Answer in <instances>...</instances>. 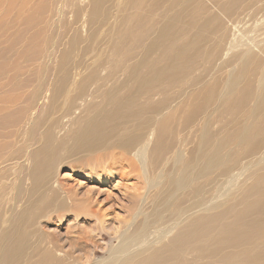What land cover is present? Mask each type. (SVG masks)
Instances as JSON below:
<instances>
[{"label":"bare ground","instance_id":"obj_1","mask_svg":"<svg viewBox=\"0 0 264 264\" xmlns=\"http://www.w3.org/2000/svg\"><path fill=\"white\" fill-rule=\"evenodd\" d=\"M103 206L113 264H264V0H0V264Z\"/></svg>","mask_w":264,"mask_h":264},{"label":"rangeland","instance_id":"obj_2","mask_svg":"<svg viewBox=\"0 0 264 264\" xmlns=\"http://www.w3.org/2000/svg\"><path fill=\"white\" fill-rule=\"evenodd\" d=\"M259 18H261V16ZM178 115L181 116L182 111L178 113ZM68 173L70 172L68 171L62 172L63 176L70 175ZM133 183L135 182L132 180L131 182H128L127 185H132ZM87 189L88 188H86V190ZM102 209L103 211H107L106 213L107 216L105 218V224H104V230L102 232L96 231L97 227H96L95 221H93L92 223L90 222L86 223L88 235L92 239V240L90 239L91 240L89 244L90 246H88V248L86 249L87 253L82 252L84 255V261L87 262V264H113L115 263L114 261L116 260L115 258L117 257V255H114L112 253V251L118 245L117 235L115 233L119 228V224L117 223L119 221L117 220L118 219L123 220L125 217V214L121 210V207L120 208L118 207L116 210H113V209H110L109 206H105V207L103 206ZM70 222L71 221H64L63 223L53 222L50 228L51 229L54 228L52 230H56L60 236L62 235L61 237H63V240H65L66 239V229H68L70 226H73V224H76V222H73V221L72 223ZM77 236H78L77 234H75L74 236L76 240H78Z\"/></svg>","mask_w":264,"mask_h":264}]
</instances>
